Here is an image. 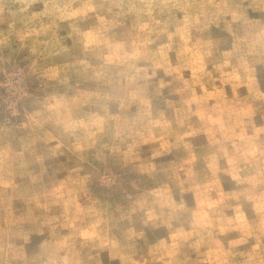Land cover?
Instances as JSON below:
<instances>
[{"label": "rangeland", "instance_id": "1", "mask_svg": "<svg viewBox=\"0 0 264 264\" xmlns=\"http://www.w3.org/2000/svg\"><path fill=\"white\" fill-rule=\"evenodd\" d=\"M0 264H264V0H0Z\"/></svg>", "mask_w": 264, "mask_h": 264}]
</instances>
